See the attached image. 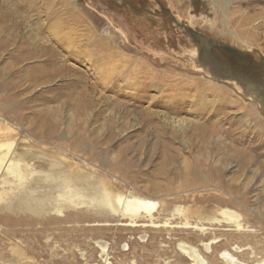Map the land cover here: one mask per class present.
Returning a JSON list of instances; mask_svg holds the SVG:
<instances>
[{"label": "rangeland", "instance_id": "1", "mask_svg": "<svg viewBox=\"0 0 264 264\" xmlns=\"http://www.w3.org/2000/svg\"><path fill=\"white\" fill-rule=\"evenodd\" d=\"M224 1L226 13L218 0H0V67L14 72L0 75V144H12L11 159L27 167L29 177L22 189L19 182L3 184L7 175H1L6 197L0 225L13 226L4 220L23 212L21 201L45 208L27 212L51 219L49 261H27L193 264L198 256L197 263L233 264L229 253L239 264L264 262V112L256 101V86L264 83V0ZM8 37L13 43L2 47ZM30 49L37 56L20 61ZM46 54L56 56L55 66L61 58L74 74L47 84L29 81ZM80 78L76 87L66 86ZM83 89L87 101L78 111ZM83 139L97 158L74 148ZM68 165L96 170L101 180L115 182L118 193L151 194L164 204L153 217L117 214L99 202L65 207L59 216L60 188L45 178ZM187 180L196 183L187 186ZM227 209L238 213L241 226L226 220Z\"/></svg>", "mask_w": 264, "mask_h": 264}, {"label": "bare ground", "instance_id": "2", "mask_svg": "<svg viewBox=\"0 0 264 264\" xmlns=\"http://www.w3.org/2000/svg\"><path fill=\"white\" fill-rule=\"evenodd\" d=\"M220 1L222 4V8H223V12L226 13V6L225 4L228 2H225L224 0H218ZM6 2V1H5ZM231 2V1H229ZM6 4V3H5ZM13 11V10H12ZM15 12V11H14ZM17 12V11H16ZM15 12V13H16ZM76 13V12H75ZM228 14V13H227ZM10 18V17H9ZM16 22V21H15ZM5 23V22H4ZM14 23V22H12ZM228 24V23H227ZM12 25V24H11ZM12 27V26H11ZM235 27V26H234ZM239 28V26H237ZM9 28V27H7ZM6 28V30H7ZM238 28H236L238 31H235L236 33L239 34L240 37H247L246 36V31H244L243 29L239 30ZM8 31V30H7ZM263 31V30H262ZM6 32V31H5ZM246 32V33H245ZM15 33V32H14ZM8 35V33H6ZM12 35V34H11ZM10 36V35H9ZM14 36V35H13ZM15 37V36H14ZM16 38V37H15ZM12 39H9L6 38L4 41H2L1 45L2 47H5V46H8L9 44L13 43L11 41ZM70 41V40H69ZM242 42V41H241ZM244 44H247L245 42H242ZM249 45V44H247ZM34 49V48H33ZM111 49V48H109ZM31 50V49H30ZM50 51V50H49ZM52 53V52H51ZM55 53V52H54ZM36 49L35 50H31L30 52H26V53H23V56L21 57V60L20 61H28V60H31V59H34L37 55H36ZM48 57L45 58V61L42 62L41 64H39L38 66H35L32 69V71H30L29 73V81L31 82H40V83H43V84H47V83H51L52 81L56 80L58 77H65L67 75H71V74H74L75 70L69 68L62 60H60L59 58H56V60L59 59V61L57 62L58 63V66H55L54 64H52V61L54 60V55H49V54H46ZM107 57V56H106ZM110 59V57H108ZM103 59V58H102ZM120 59V58H119ZM114 60V59H113ZM116 60V59H115ZM122 60V59H120ZM118 60V61H120ZM106 61V60H105ZM112 61V59H111ZM29 62V61H28ZM108 62V60H107ZM124 62V60H123ZM126 62V60H125ZM129 62V61H128ZM137 62V61H135ZM54 63V62H53ZM140 63V62H139ZM142 63V62H141ZM105 65V64H104ZM110 65V63H109ZM116 65V64H115ZM118 65H121V64H118ZM125 65V64H124ZM127 65H130V63H127ZM133 65V64H132ZM144 66V64H142ZM123 66V65H122ZM128 66V67H129ZM139 66V65H138ZM9 67V66H8ZM40 67V68H39ZM128 67H125L128 69ZM129 67V68H130ZM137 67V65L135 66ZM124 68V67H123ZM146 68V67H144ZM27 69V68H26ZM106 69V68H103V70ZM126 69V71H127ZM143 69V68H142ZM123 70V69H122ZM133 70V69H132ZM140 70V69H139ZM12 72L10 70H5L0 67V75H7L9 72ZM106 71V70H105ZM142 71V70H140ZM145 69H143V73H144ZM132 72V71H131ZM130 72V73H131ZM151 72V71H150ZM149 72V73H150ZM14 73V72H12ZM27 73V72H26ZM104 73V72H103ZM124 73V72H123ZM135 73V72H134ZM142 73V72H141ZM148 73V71H147ZM154 73V72H153ZM106 74V73H104ZM109 74H111L109 72ZM119 74V73H118ZM117 74V75H118ZM123 76V74H120ZM120 75H118L120 77ZM126 75V74H125ZM133 75V74H132ZM138 75V74H137ZM142 75V74H141ZM152 75V74H151ZM107 77V76H106ZM130 77V76H129ZM138 77V76H137ZM114 78V77H113ZM118 78V77H117ZM132 78V77H131ZM135 79V77H134ZM142 79V78H141ZM159 79V78H158ZM84 80V79H83ZM138 80V79H137ZM140 80V79H139ZM138 80V81H139ZM211 80V79H210ZM12 81V80H11ZM28 81V79H27ZM111 81V80H110ZM127 81V80H126ZM144 81V80H143ZM162 81V80H161ZM81 82V78L78 79L76 81V83H68L66 84V86H69L71 87V85H75L76 87V84ZM83 82V81H82ZM136 82V81H134ZM147 82V81H146ZM155 81H153L154 83ZM214 82V81H213ZM212 82V83H213ZM84 83V82H83ZM87 83V82H86ZM152 83V82H151ZM150 83V84H151ZM211 83V82H209ZM16 82H14L13 85H15ZM135 84V83H134ZM142 84V83H141ZM65 85V84H63ZM81 85V84H80ZM126 85V84H125ZM147 85V83H146ZM152 85H155V84H152ZM85 86V85H84ZM106 86V85H105ZM142 86V85H141ZM145 86V84H144ZM143 86V87H144ZM158 86V85H157ZM161 86V85H160ZM225 86V85H224ZM79 87V86H78ZM155 87V86H154ZM94 88V86H93ZM92 88V89H93ZM138 88L140 89V86L138 85ZM75 89V88H74ZM95 89V88H94ZM112 89V88H111ZM145 89V88H144ZM63 90V89H62ZM121 90V88L119 89ZM147 92V89L145 90ZM261 91V94H259L256 98V101L261 105L262 108H264V105H262L263 103V95H262V90ZM95 92V90L93 91ZM114 92V91H113ZM120 92V91H119ZM122 92V90H121ZM138 91H136L137 93ZM142 92V91H141ZM72 93V92H71ZM97 93V92H96ZM95 93V94H96ZM132 93V92H131ZM130 93V94H131ZM4 94V93H3ZM8 94V93H7ZM59 94V93H58ZM127 94V93H126ZM140 94V93H139ZM82 98L78 97L77 99L78 100V104H77V108H78V111H83L84 109V100L87 101V98H86V95H87V90L86 89H83L82 90ZM128 95V94H127ZM73 96V95H72ZM10 96H7L6 98L9 99ZM128 97V96H127ZM139 97V96H138ZM74 98V97H73ZM76 101V99H75ZM85 101V102H86ZM126 101V100H125ZM117 102V101H116ZM122 103V102H121ZM125 104V102H124ZM123 104V105H124ZM119 105H121L119 103ZM126 105V104H125ZM130 106V105H129ZM128 106V107H129ZM123 107V106H122ZM127 107V108H128ZM76 108V109H77ZM135 108V107H133ZM136 109V108H135ZM149 109V108H148ZM2 110V109H1ZM120 110V109H119ZM139 110V109H138ZM145 110V109H144ZM11 112H14L12 109L10 110ZM118 111V109H117ZM121 111V110H120ZM102 112V111H101ZM130 112V110H129ZM139 112V111H138ZM7 113L9 114V112L7 111ZM124 114V113H123ZM155 114V113H154ZM158 114V113H157ZM91 115V114H90ZM122 115V114H121ZM133 115V114H132ZM140 115V114H138ZM124 117V116H123ZM130 117V116H128ZM134 117V116H133ZM132 117V118H133ZM137 117V116H136ZM161 117V116H160ZM112 118V117H111ZM154 118V117H153ZM116 119V118H115ZM127 119V118H125ZM131 119V118H129ZM128 119V120H129ZM163 119V118H162ZM110 120V119H109ZM154 120V119H153ZM194 120V119H193ZM192 120V121H193ZM112 121V120H110ZM117 121V120H116ZM115 121V122H116ZM141 120H139L140 122ZM191 121V122H192ZM85 122V121H84ZM126 122V120H125ZM131 122V121H130ZM135 122V121H134ZM133 122V123H134ZM175 122V121H173ZM176 122H178L176 120ZM181 122V120H180ZM190 122V121H189ZM88 123V122H87ZM119 123V122H118ZM132 123V122H131ZM171 123V122H170ZM194 123V122H193ZM113 124V123H112ZM120 124V123H119ZM136 124V123H135ZM138 124V123H137ZM136 124V125H137ZM141 124V123H140ZM151 124V123H150ZM154 124V123H153ZM165 124V123H164ZM88 125V124H87ZM132 125V124H131ZM143 125V124H142ZM172 125V124H171ZM191 125V124H190ZM201 125V124H200ZM197 126V127H200ZM174 126V125H173ZM179 126V125H178ZM84 127L86 128V122L84 123ZM176 127V126H175ZM81 128H83L81 126ZM145 128V127H144ZM150 128V127H149ZM157 128V127H156ZM171 128H173L171 126ZM181 128V127H180ZM196 128V127H195ZM201 128V127H200ZM170 129V128H169ZM157 130V129H156ZM175 130V129H174ZM178 130V129H177ZM191 130V129H190ZM196 130V129H195ZM201 130V129H199ZM202 130H204V132L207 130V128H202ZM147 131V130H146ZM151 131V130H150ZM158 131V130H157ZM164 131V130H163ZM159 132V131H158ZM179 132V131H178ZM182 132V131H181ZM198 131H196L197 133ZM190 133H192V131H190ZM171 134V133H170ZM188 134V133H187ZM80 135L82 136L83 133H80ZM193 135V134H192ZM174 136V134H173ZM194 136V135H193ZM197 138V134L195 135ZM193 138V137H192ZM203 138V137H202ZM85 140L83 139L82 141H79L78 143H75L74 145V148L77 149L79 146L81 148H83L84 150H86V152H91L90 153V156L92 157V159H95L97 158V153H95L93 150H90L89 149V146H87V144L84 142ZM203 141V139H202ZM208 141V140H207ZM191 142V141H190ZM209 142V141H208ZM163 143V142H162ZM199 143V142H198ZM216 143V142H215ZM203 144V143H202ZM208 144V143H207ZM83 145V146H82ZM170 145V144H169ZM193 145V144H192ZM219 145V144H218ZM173 146V145H172ZM183 146V145H182ZM214 146V145H213ZM171 147V146H170ZM196 147V146H195ZM200 147V146H199ZM220 147V146H219ZM224 147V146H223ZM12 144H4V143H1L0 144V150H6L4 151L3 153L0 151V178H1V175L5 172V174L7 175L5 178L3 179V184H10V183H16V182H19V184L17 185V188H27L28 187V184H27V180L29 179V177H26V173L27 172L26 170L28 169L27 167L25 169H23L21 166H20V161H13V159H11L12 157ZM168 148V147H167ZM172 148V147H171ZM222 148V146H221ZM82 149V150H83ZM169 149V148H168ZM175 149V148H174ZM211 149V148H210ZM217 149V148H216ZM83 150V151H84ZM178 150V149H177ZM196 151V150H195ZM203 151V150H202ZM210 151V150H209ZM166 152V150H165ZM171 151H169L170 153ZM201 152V151H200ZM2 153V154H1ZM81 153V152H80ZM176 154V153H175ZM206 154V153H205ZM61 155V154H60ZM59 155V156H60ZM164 155V154H163ZM195 155V154H194ZM222 155V154H221ZM14 156V155H13ZM83 156V155H82ZM68 157V156H67ZM171 157V156H170ZM197 157V156H196ZM54 158V157H53ZM56 158V157H55ZM87 158V157H86ZM172 158V157H171ZM200 159V158H199ZM19 160V159H18ZM168 160V159H167ZM173 160V159H171ZM177 159H175L176 161ZM96 161V160H95ZM190 162H192L191 160H189ZM207 161V160H206ZM211 161V160H210ZM54 162V161H53ZM62 162V161H61ZM75 162V161H74ZM165 162V160H164ZM209 162V161H208ZM65 163V162H64ZM177 163H178V160H177ZM186 163V162H185ZM189 163V162H188ZM73 164V163H72ZM76 164V163H75ZM165 164V163H164ZM175 164V163H174ZM223 164V163H222ZM55 165V164H53ZM52 165V166H53ZM182 165H183V162H182ZM211 165V164H210ZM59 166V165H58ZM181 166V165H180ZM187 166V164L185 165ZM192 166V165H190ZM62 167V166H61ZM202 167V166H201ZM201 167H197L198 169H201ZM184 168V166H183ZM186 168V167H185ZM188 169V168H187ZM194 169V168H193ZM212 169V168H211ZM93 170V169H92ZM91 170V171H92ZM180 170V169H179ZM191 170V169H190ZM202 170V169H201ZM214 170V169H213ZM218 170V169H217ZM221 170V169H220ZM195 171V170H194ZM222 171V170H221ZM92 172L94 175H92ZM90 173L88 172H83L82 169L79 170L78 167H74V165H68L66 168H58L57 169V172L56 174L54 173L50 179H47L45 178L46 181H49V182H52L54 181L55 185L57 188H60V193H59V200L57 203L55 204H59V208H57V212L59 214V216H63L66 212L64 211L65 207L68 208V207H71V208H74V209H80V207H82L83 204L85 203H88V202H99L100 204H104L106 205L107 207H109L110 209H112L113 211H118L117 214L119 213V211L122 213V214H126V215H130V216H141V213L143 212H146L149 217H153L154 216V211L157 210L159 208L160 205H163L164 202H162L163 200H156L153 198V196L151 194H147L146 196L144 195H140V194H136L134 192H129V193H124V192H116V188L117 186L112 182H107V181H104V180H101L99 178V174L96 172V170L92 171ZM205 172V171H204ZM191 173V171H190ZM207 173V172H206ZM182 174V173H181ZM204 175V174H203ZM236 175V174H235ZM4 176V175H3ZM10 176L13 178V179H10ZM213 177V176H212ZM204 178V177H203ZM240 178V177H239ZM181 179V178H180ZM215 179V178H214ZM206 180V179H204ZM188 183L190 182L189 180H187ZM209 181V180H208ZM204 182V181H203ZM193 183H196V181H194ZM193 183H189L187 184V186H192ZM30 185V184H29ZM88 185H91L89 186V189H88ZM200 185V184H199ZM204 185V184H203ZM185 186V184H184ZM33 187V186H31ZM90 187H92L90 189ZM155 187V186H154ZM217 187V186H216ZM119 188V187H118ZM178 188V187H177ZM184 188V187H183ZM193 188V187H192ZM233 187L232 185L229 183V186H227V190H231ZM90 190H92V192L90 193ZM189 190V189H188ZM59 191V190H58ZM88 191V192H87ZM118 191V190H117ZM132 191V190H130ZM196 191V190H195ZM55 192V191H54ZM155 192V191H154ZM182 192V191H181ZM180 192V193H181ZM194 192V191H193ZM227 192V191H226ZM115 193V194H114ZM169 193V192H168ZM173 193V192H172ZM189 193V192H188ZM196 193V192H194ZM201 193V192H200ZM230 193V192H229ZM179 194V192H178ZM50 196H52L53 194H49ZM56 195V194H55ZM91 195V196H90ZM168 195V194H167ZM203 195V194H202ZM211 195V194H210ZM28 196H31L30 193L28 194ZM179 196V195H178ZM204 196V195H203ZM213 196V195H212ZM5 190L2 191L0 190V202L3 201V198H5ZM38 197V196H37ZM56 197V196H55ZM88 199H87V198ZM91 197V198H89ZM155 197V196H154ZM168 197V196H167ZM205 197V196H204ZM217 197V196H216ZM232 197V196H231ZM28 198V197H27ZM185 198V197H184ZM192 198V197H191ZM190 198V199H191ZM56 199V198H55ZM174 199V198H173ZM177 199V198H176ZM206 199V198H205ZM212 199V198H211ZM210 199V200H211ZM215 199V197H214ZM219 199V197H218ZM7 201V199H6ZM53 201V200H51ZM35 202V201H34ZM41 202V201H40ZM207 202V201H206ZM99 203L96 205H99ZM92 204V203H91ZM49 205V204H48ZM89 206V204H87ZM104 205H103V208H104ZM12 205H10V203L4 205V210L6 209H10ZM17 206V205H15ZM19 206V205H18ZM17 206V207H18ZM39 205L35 206L33 204H29L28 201H27V204L24 205L23 202L21 201L20 202V206L19 208H21V210H23V212H19L18 210V213L17 215H7L5 217V222L7 221H10L11 224H13V226H10V223H7V226L5 225H0V264H32L30 263L29 261H27L28 259H34V257L38 258H43L45 260V262H48L49 260L47 259V256L49 254V251H51V247H50V243H49V239H50V235H49V232H51L49 230V225L51 226V224H49L51 222V219H43L41 216H35L29 212H27V210H30V209H36L38 212H42V213H46L47 211L43 212L45 210V208H40L38 207ZM46 206V205H45ZM56 206V205H55ZM92 207V206H91ZM178 207V206H177ZM176 207V208H177ZM229 207V206H228ZM94 208H97V207H94ZM106 208V207H105ZM109 208H107V210H110ZM51 209V208H50ZM49 209V210H50ZM56 209V208H55ZM93 209V208H92ZM99 209V208H98ZM188 209V208H187ZM69 210V209H68ZM94 210V209H93ZM106 210V209H105ZM182 210V209H181ZM200 211V209H198ZM179 211H180V208H179ZM189 211V209H188ZM71 212H75L74 210L71 211ZM163 212V211H162ZM168 212V211H167ZM193 212V211H192ZM208 212V211H207ZM51 213H52V210H51ZM191 213V212H190ZM210 213V212H209ZM208 213V215H209ZM77 214V213H76ZM145 214V213H144ZM143 214V215H144ZM166 214V213H165ZM189 214V213H188ZM206 214V212H205ZM223 214L226 216V220L230 221V222H234V224L236 223V225H239L241 226V222H240V217L238 215V213L234 210H231V209H227V210H224L223 211ZM1 215V213H0ZM5 214H3L1 217H3ZM81 215V213H80ZM176 215V214H175ZM204 215V214H203ZM202 215V216H203ZM207 215V217H208ZM213 215V214H212ZM241 215V214H240ZM67 216H71L68 215ZM75 216V215H74ZM118 216V215H117ZM145 216V215H144ZM163 216V215H161ZM165 216V215H164ZM163 216V217H164ZM193 216V215H192ZM197 216V215H196ZM211 216V214H210ZM224 216V217H225ZM66 217V215H65ZM81 217V216H79ZM121 217V216H120ZM156 217V216H155ZM174 217V216H173ZM180 217V216H179ZM206 217V215H205ZM217 217V216H216ZM69 218V217H68ZM76 218H78L76 216ZM90 218V217H89ZM130 218V217H129ZM141 218V217H140ZM53 219V218H52ZM121 219V218H120ZM119 219V220H120ZM137 219V218H136ZM160 219V218H159ZM176 219V217H175ZM201 219V218H200ZM204 219V218H203ZM223 219V218H222ZM56 221V218L53 219ZM58 221H62L61 219H57ZM65 220V219H64ZM69 220V219H68ZM75 220V218H74ZM73 220V222H74ZM144 220V219H143ZM149 220V219H148ZM173 220V219H172ZM189 220V219H188ZM194 220V219H193ZM196 220V219H195ZM57 221V222H58ZM70 221V220H69ZM127 221V220H126ZM132 221V220H131ZM145 221V220H144ZM150 221V220H149ZM155 221V220H154ZM159 221V220H158ZM197 221V220H196ZM53 222V221H52ZM157 222V221H156ZM168 222V221H167ZM171 222V221H170ZM175 222V221H174ZM194 222V221H193ZM224 222V221H223ZM229 222V223H230ZM59 223V222H58ZM68 223V222H67ZM78 224V222H76ZM81 223V222H80ZM128 223V222H127ZM134 223V222H133ZM141 223V222H140ZM172 223V222H171ZM180 223V222H179ZM188 223V222H187ZM201 223V222H200ZM225 223V222H224ZM36 224H41V228L38 229V230H35V225ZM60 224V223H59ZM65 224H66V221H65ZM144 224V223H143ZM152 224V223H151ZM155 223H153L154 225ZM157 224V223H156ZM213 224V223H212ZM220 224V223H218ZM56 225V224H55ZM63 225V224H62ZM70 225V223L68 224ZM81 225V224H80ZM130 225V224H129ZM171 225V224H170ZM177 225V223H176ZM184 225V224H183ZM187 225V224H186ZM207 225V223H206ZM231 225V224H230ZM233 225V224H232ZM57 226V225H56ZM142 226V225H141ZM157 226V225H156ZM166 226V225H165ZM164 226V227H165ZM188 226V225H187ZM211 226V225H210ZM235 226V225H234ZM98 227V226H97ZM245 227V226H244ZM243 227V228H244ZM57 228H59L57 226ZM62 228V226L60 227ZM65 228V226H64ZM162 228V226H161ZM179 228V227H178ZM184 228V227H183ZM189 228V227H188ZM208 228V226H207ZM74 229V228H73ZM78 229V228H77ZM102 229V228H101ZM166 229V228H165ZM170 229V227H169ZM196 229V228H195ZM202 229V228H201ZM239 229V228H238ZM75 230V229H74ZM131 230V229H130ZM207 230V229H206ZM242 230V229H241ZM98 231V230H97ZM101 231V230H100ZM208 231V230H207ZM143 231H140L139 233H141ZM152 232V231H151ZM186 232V231H185ZM199 232V231H198ZM203 232V231H202ZM201 232V233H202ZM205 232V231H204ZM55 233V232H54ZM148 233V232H147ZM153 234V233H152ZM60 235V234H59ZM143 235V234H142ZM155 235V234H154ZM202 235V234H201ZM152 236V235H151ZM216 236V235H215ZM218 236V235H217ZM52 237V236H51ZM79 237V236H78ZM142 237V236H141ZM145 236H143L144 238ZM164 237V235H163ZM53 238V237H52ZM54 239V238H53ZM136 239V238H135ZM57 240L60 241V242H64V237H63V234H61L60 236L57 237ZM78 240V239H77ZM76 240V241H77ZM139 240V239H138ZM158 240V239H157ZM200 240V239H199ZM198 240V241H199ZM213 240V239H212ZM79 241H80V238H79ZM162 241V240H161ZM206 241V240H205ZM222 241V240H221ZM220 241V242H221ZM59 242V243H60ZM179 242V241H178ZM177 242V243H178ZM209 242V241H208ZM219 242V243H220ZM80 243V242H79ZM140 243V242H139ZM71 244V243H70ZM75 244V243H74ZM126 244V243H125ZM190 244V243H189ZM76 245V244H75ZM78 245V244H77ZM160 245V244H159ZM63 246V245H61ZM60 246V248H61ZM105 246V245H104ZM153 246V245H152ZM164 246V245H163ZM102 247V246H101ZM136 247V246H135ZM154 247V246H153ZM152 247V248H153ZM160 247L162 248V246L160 245ZM191 247V246H190ZM209 247V246H208ZM54 248V247H53ZM104 248V247H103ZM26 249H28L30 252H31V256H28L25 252H26ZM56 250V248H54ZM64 249V248H63ZM66 249V248H65ZM145 249V248H144ZM183 249L185 250L186 254L188 253V249L183 247ZM191 249V248H190ZM62 250V249H61ZM114 250V249H113ZM178 250V249H177ZM110 251V250H109ZM128 251V250H127ZM130 251V250H129ZM145 251V250H144ZM155 251V250H154ZM162 251V250H161ZM181 251V250H180ZM170 252V251H168ZM184 252V253H185ZM110 253V252H108ZM126 253V252H125ZM158 253V251H157ZM224 253V252H223ZM53 254V253H52ZM106 254V253H105ZM54 255V254H53ZM131 255V254H130ZM162 255V254H161ZM166 255V254H165ZM227 257L229 260L232 261L233 264H239L240 261L237 260V258L233 257L232 255H230L229 253H226ZM107 256V255H106ZM113 256V255H112ZM144 256V255H143ZM185 256V255H184ZM193 256H191L192 258ZM198 257V256H197ZM196 257V258H197ZM146 258V257H145ZM188 258V257H187ZM190 258V257H189ZM195 257L192 258L193 260V264L197 263L196 261H198ZM228 260V261H229ZM134 261V260H133ZM38 261L34 262L37 264ZM42 262V261H41ZM43 262V263H45ZM42 263V264H43ZM51 263V262H50ZM49 264V263H48ZM114 264V263H113ZM133 264V263H132ZM197 264H202V258H199V263ZM204 264H207V262H204ZM243 264H247V263H243ZM260 264H264L263 263H260Z\"/></svg>", "mask_w": 264, "mask_h": 264}, {"label": "flooded vegetation", "instance_id": "3", "mask_svg": "<svg viewBox=\"0 0 264 264\" xmlns=\"http://www.w3.org/2000/svg\"><path fill=\"white\" fill-rule=\"evenodd\" d=\"M263 65H264V63H263ZM240 78H241V77H240ZM256 87L260 88V89L264 92V83H263L262 85H258V86H256Z\"/></svg>", "mask_w": 264, "mask_h": 264}, {"label": "water", "instance_id": "4", "mask_svg": "<svg viewBox=\"0 0 264 264\" xmlns=\"http://www.w3.org/2000/svg\"><path fill=\"white\" fill-rule=\"evenodd\" d=\"M262 95H263V104L262 105H264V92H262ZM263 109V112H264V108H262Z\"/></svg>", "mask_w": 264, "mask_h": 264}]
</instances>
